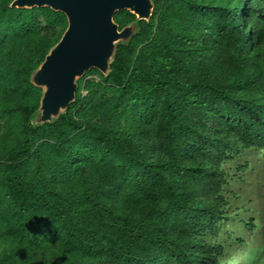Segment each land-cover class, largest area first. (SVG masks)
I'll return each mask as SVG.
<instances>
[{
    "label": "trees",
    "instance_id": "16d2710c",
    "mask_svg": "<svg viewBox=\"0 0 264 264\" xmlns=\"http://www.w3.org/2000/svg\"><path fill=\"white\" fill-rule=\"evenodd\" d=\"M12 1L0 0V264L259 263L227 192L243 180L229 163L264 150V0H152L108 76L87 71L39 126L31 73L67 18ZM135 20L114 16L120 30Z\"/></svg>",
    "mask_w": 264,
    "mask_h": 264
},
{
    "label": "water",
    "instance_id": "95a60500",
    "mask_svg": "<svg viewBox=\"0 0 264 264\" xmlns=\"http://www.w3.org/2000/svg\"><path fill=\"white\" fill-rule=\"evenodd\" d=\"M11 8L48 7L63 13L67 28L40 66L31 73V83L42 89L40 106L31 123H53L76 101L78 80L87 71L98 70L104 76L119 44H127L138 32L139 21H149L154 10L152 0H13ZM129 11L136 20L123 29L114 21L119 11Z\"/></svg>",
    "mask_w": 264,
    "mask_h": 264
},
{
    "label": "rangeland",
    "instance_id": "374dc122",
    "mask_svg": "<svg viewBox=\"0 0 264 264\" xmlns=\"http://www.w3.org/2000/svg\"><path fill=\"white\" fill-rule=\"evenodd\" d=\"M43 29L45 34L51 33L45 23ZM91 78L99 79V76L93 74L87 77ZM229 165L232 176H243L241 181L232 180L227 192L232 209H239L238 214L253 224L246 227L240 220H233L232 230L245 237L246 250L261 251L257 264H264V150L248 149ZM239 166H246L245 170L240 171ZM241 258L237 252L233 264H240Z\"/></svg>",
    "mask_w": 264,
    "mask_h": 264
}]
</instances>
